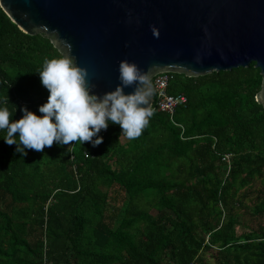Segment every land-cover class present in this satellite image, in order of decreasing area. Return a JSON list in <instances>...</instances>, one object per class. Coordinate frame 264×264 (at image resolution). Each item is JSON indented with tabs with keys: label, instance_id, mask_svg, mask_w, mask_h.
Returning <instances> with one entry per match:
<instances>
[{
	"label": "trees",
	"instance_id": "1",
	"mask_svg": "<svg viewBox=\"0 0 264 264\" xmlns=\"http://www.w3.org/2000/svg\"><path fill=\"white\" fill-rule=\"evenodd\" d=\"M60 56L0 6V101L14 119L47 101L37 71ZM170 74L169 93L187 96L174 114L184 130L156 110L140 137L110 123L98 146L24 155L0 138V264H264L261 71ZM242 213L257 227L237 234Z\"/></svg>",
	"mask_w": 264,
	"mask_h": 264
},
{
	"label": "water",
	"instance_id": "2",
	"mask_svg": "<svg viewBox=\"0 0 264 264\" xmlns=\"http://www.w3.org/2000/svg\"><path fill=\"white\" fill-rule=\"evenodd\" d=\"M0 6L23 32L43 34L62 55L75 56L101 96L121 83L122 60L135 62L150 81L162 72L200 76L255 62L263 76L256 99L264 106V0H0ZM154 99L153 92L150 107Z\"/></svg>",
	"mask_w": 264,
	"mask_h": 264
},
{
	"label": "clouds",
	"instance_id": "3",
	"mask_svg": "<svg viewBox=\"0 0 264 264\" xmlns=\"http://www.w3.org/2000/svg\"><path fill=\"white\" fill-rule=\"evenodd\" d=\"M153 33L159 37L154 28ZM41 83L49 90L38 112L23 107V115L14 119L16 107L0 101V131L9 145L16 144V152L27 154L29 149L42 152L53 143L71 145L90 141L98 146L104 140L101 130L110 123L119 124L129 139L142 135L153 116L150 107L153 89L149 76L135 62L122 60L119 66L121 83L101 96L88 82V69L75 56L64 54L46 59L37 71ZM135 85V90L125 89Z\"/></svg>",
	"mask_w": 264,
	"mask_h": 264
},
{
	"label": "built area",
	"instance_id": "4",
	"mask_svg": "<svg viewBox=\"0 0 264 264\" xmlns=\"http://www.w3.org/2000/svg\"><path fill=\"white\" fill-rule=\"evenodd\" d=\"M171 79L172 75L170 74V72L159 73L151 79V85L155 98L154 104L151 106V108L153 112L158 110L168 113L173 123L180 126L184 130V126L175 120L174 114L179 106L186 104L187 96L183 93H169L168 88ZM103 131L105 130H101V133ZM222 160L225 162V165L227 167V173H229L232 168V155L230 153L224 154L222 156ZM46 261L47 259L45 257V263Z\"/></svg>",
	"mask_w": 264,
	"mask_h": 264
},
{
	"label": "rangeland",
	"instance_id": "5",
	"mask_svg": "<svg viewBox=\"0 0 264 264\" xmlns=\"http://www.w3.org/2000/svg\"><path fill=\"white\" fill-rule=\"evenodd\" d=\"M260 184H262V182H260V180L256 181L255 185L258 187L260 186ZM253 196H256V194H254ZM240 223L236 226V232L237 234H241L243 232L248 231L249 229H252V227L250 228L249 225L253 226V227H257L256 225V221L249 215H244L243 213L240 214ZM264 220V218H263Z\"/></svg>",
	"mask_w": 264,
	"mask_h": 264
}]
</instances>
